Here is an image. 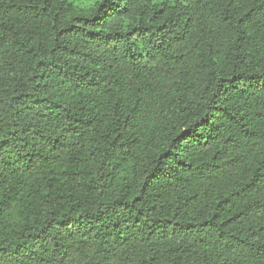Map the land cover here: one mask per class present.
I'll use <instances>...</instances> for the list:
<instances>
[{
  "label": "trees",
  "instance_id": "16d2710c",
  "mask_svg": "<svg viewBox=\"0 0 264 264\" xmlns=\"http://www.w3.org/2000/svg\"><path fill=\"white\" fill-rule=\"evenodd\" d=\"M0 264H264V0H0Z\"/></svg>",
  "mask_w": 264,
  "mask_h": 264
}]
</instances>
